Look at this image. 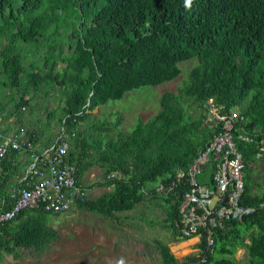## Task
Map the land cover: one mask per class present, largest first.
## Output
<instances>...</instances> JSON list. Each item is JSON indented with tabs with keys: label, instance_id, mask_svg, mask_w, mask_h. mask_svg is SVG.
Listing matches in <instances>:
<instances>
[{
	"label": "trees",
	"instance_id": "trees-1",
	"mask_svg": "<svg viewBox=\"0 0 264 264\" xmlns=\"http://www.w3.org/2000/svg\"><path fill=\"white\" fill-rule=\"evenodd\" d=\"M190 60L196 65L182 87L162 93L155 115L130 132L117 130L121 118L79 129L107 102L175 80L179 64ZM2 89L0 114L5 107L20 113L38 92L61 90L59 120L76 134L69 156L78 177L95 164L106 177L96 186L110 189L77 209L117 220L118 213L155 201L172 243L189 240L175 234L181 194L163 196L155 188L185 171L212 138L204 100L236 110L243 118L236 132L256 136L251 144L236 143L244 164L240 203L262 207L216 229L211 252L201 238L199 256L186 264H264V188L254 194L251 178L258 162L264 176V0H0V97ZM14 170L0 159L1 211L11 208L12 188L20 187L11 185ZM110 173L116 177L107 179ZM47 214L19 213L0 236V260L5 244L40 250L55 241ZM156 244L161 264H180L168 244ZM237 249L244 250L243 260H236Z\"/></svg>",
	"mask_w": 264,
	"mask_h": 264
},
{
	"label": "built area",
	"instance_id": "built-area-1",
	"mask_svg": "<svg viewBox=\"0 0 264 264\" xmlns=\"http://www.w3.org/2000/svg\"><path fill=\"white\" fill-rule=\"evenodd\" d=\"M201 111L204 123L214 131L212 138L185 171L179 170L166 186L159 183L155 192L163 196L181 194L175 234L180 238L197 239V242L204 237L205 250L211 252L216 229L225 222L242 221L262 204L240 203L244 164L236 143L251 144L256 136L236 132L243 118L236 110L226 109L212 98L201 103ZM75 138L74 131L66 132L64 120L55 140L44 148L29 141L23 128L0 130V159L13 153H26L29 157L20 187L12 188L10 193L11 208L0 210V236L23 211L65 214L88 200V190L81 184L77 165L69 156ZM115 177V173H110L107 179Z\"/></svg>",
	"mask_w": 264,
	"mask_h": 264
},
{
	"label": "rangeland",
	"instance_id": "rangeland-1",
	"mask_svg": "<svg viewBox=\"0 0 264 264\" xmlns=\"http://www.w3.org/2000/svg\"><path fill=\"white\" fill-rule=\"evenodd\" d=\"M195 65V60L180 63L182 72L175 80L157 87H142L125 93L120 100L107 102L95 109L79 129L104 121L115 122L116 118H121L117 130L123 133L130 132L136 123L147 121L155 115L159 110L160 95L166 91L176 92L182 87L189 71ZM61 92V90L57 93L50 92L49 96L38 92L31 101L25 100L28 106L24 107L23 111L10 116L14 117L15 121L19 119L23 120L24 124L34 125L38 131L46 129L47 135L50 136L54 127L59 129L61 123L59 119L62 116L61 107L65 98ZM4 93L6 91L2 89L1 103L5 102ZM7 109L5 107L2 111ZM48 112H53L51 120ZM13 125L17 127L19 123ZM117 130L111 135L115 136ZM90 131L92 130L88 133H91ZM251 178L252 191L259 194L264 188L260 162L257 163ZM105 179L102 170L95 164L84 172L81 182L88 190V199L92 197L96 199L110 190L96 186L97 182ZM92 185L95 186L88 189ZM117 216L119 219L110 220L84 209H74L59 215L47 214L46 225L57 232V239L41 246V254L39 253L36 259L21 261L18 264H161L157 241L168 244L170 253L180 264H186L187 257L199 256L198 249L195 248L197 239H194V242H191L193 239L181 243L171 242L172 233L162 227L165 215L155 205V201L139 204L134 210L118 213ZM235 258L238 261L243 260L244 250L237 249ZM6 260L7 257L2 256L0 264H6Z\"/></svg>",
	"mask_w": 264,
	"mask_h": 264
},
{
	"label": "crops",
	"instance_id": "crops-1",
	"mask_svg": "<svg viewBox=\"0 0 264 264\" xmlns=\"http://www.w3.org/2000/svg\"><path fill=\"white\" fill-rule=\"evenodd\" d=\"M7 110L8 111L2 112L0 114L1 115L0 116V130L7 132L12 128H23L26 131L28 140L36 143L38 147L40 146V148L46 147L47 145H49L55 140L57 133H58V128L54 127V131L51 133L50 136H48L46 133V129L38 131V129L34 127V125L30 126L29 123L28 124L22 123L23 120H19V119H17L16 121L15 119L12 120L13 117L8 115V113L11 114V112H9V109ZM14 123L17 125L19 123V126L14 127L15 126L13 125ZM13 154H15L14 158H12ZM13 154L5 158L7 162L11 161L12 167H15V170H14L15 172L11 173L13 174L11 178V185H15L19 183L20 180H22L25 174V170L29 164V157L26 153H13ZM88 169H86L85 171H87ZM82 178H83V175L81 177L80 182L82 181ZM82 185L86 188L84 184ZM93 186L95 185H92L89 187L93 188ZM89 199L94 200L93 197ZM15 224H20V223L19 221H17L15 222ZM4 250H8L9 252H6ZM39 253L41 254L40 250H34V249L25 250L23 248H12V245L8 246L5 244L1 248V260H2V256H4V257H7L6 264H18L21 261L36 259Z\"/></svg>",
	"mask_w": 264,
	"mask_h": 264
},
{
	"label": "clouds",
	"instance_id": "clouds-1",
	"mask_svg": "<svg viewBox=\"0 0 264 264\" xmlns=\"http://www.w3.org/2000/svg\"><path fill=\"white\" fill-rule=\"evenodd\" d=\"M191 0H186V4H190Z\"/></svg>",
	"mask_w": 264,
	"mask_h": 264
},
{
	"label": "bare ground",
	"instance_id": "bare-ground-1",
	"mask_svg": "<svg viewBox=\"0 0 264 264\" xmlns=\"http://www.w3.org/2000/svg\"><path fill=\"white\" fill-rule=\"evenodd\" d=\"M191 242H194V240H192Z\"/></svg>",
	"mask_w": 264,
	"mask_h": 264
}]
</instances>
